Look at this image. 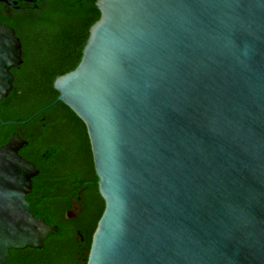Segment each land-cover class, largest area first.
I'll return each mask as SVG.
<instances>
[{"label":"water","instance_id":"95a60500","mask_svg":"<svg viewBox=\"0 0 264 264\" xmlns=\"http://www.w3.org/2000/svg\"><path fill=\"white\" fill-rule=\"evenodd\" d=\"M96 6L79 64L53 83L86 125L105 202L86 264H264V0ZM22 62L0 23V101ZM26 143L0 145V264L59 229L31 210Z\"/></svg>","mask_w":264,"mask_h":264},{"label":"trees","instance_id":"16d2710c","mask_svg":"<svg viewBox=\"0 0 264 264\" xmlns=\"http://www.w3.org/2000/svg\"><path fill=\"white\" fill-rule=\"evenodd\" d=\"M96 1L68 0L67 5L57 4L56 11L27 19L24 33L16 25L25 47L32 48L33 57L39 63L47 57L52 69L56 68L53 74L45 75L26 72L25 68L14 70V88L0 101V117L9 122L34 116L27 124L31 135L25 152L35 160L40 173L34 178V191L28 198L32 212L57 224L59 229L48 236L41 249L16 250L11 264L87 263L92 235L105 203L98 190L86 125L63 102H54L59 94L53 83L58 75L79 64L89 29L101 15ZM46 40L50 41L48 46L43 45ZM49 104L52 105L46 107ZM15 130L11 122H0V142ZM68 135L75 137L74 146L66 144ZM83 189L84 211L78 219L68 220L65 213L71 198ZM77 229L82 231L83 241L77 238Z\"/></svg>","mask_w":264,"mask_h":264},{"label":"flooded vegetation","instance_id":"af4514ba","mask_svg":"<svg viewBox=\"0 0 264 264\" xmlns=\"http://www.w3.org/2000/svg\"><path fill=\"white\" fill-rule=\"evenodd\" d=\"M57 4L67 5L68 0H0V23H3L9 27L14 28L16 30L17 36L20 38V40L22 42L23 62L21 64L20 68H13L12 69V72L14 74V81H15V71L14 70H23V68L26 69V72H30V73L38 72V73L44 74V75L45 74H53V70L56 67H54L52 69V66H50L47 57L44 58L43 63H39V60L37 58L33 57L34 52H33L32 48L30 46H27V48L25 47V43L22 39V35H20L18 33L16 25L20 26L21 30H23V33H24L25 30L27 29V19H30L31 17L48 15V14L52 13L53 11H56L55 7H57L56 6ZM49 44H50V41H48V40L44 41V43H43L44 46H48ZM56 65L58 67V64H56ZM37 68H39V70H37ZM13 88H14V82H13ZM29 118L23 119L21 121L14 120V121L7 122V121H3L0 117V122H3V123H10L11 122L12 125L16 126V130L13 131L12 133L18 132L20 137L27 141V143L20 149V153L25 158L35 162L34 159L27 157L26 152H25V150L28 148L29 143H30L28 137L31 135L30 134L31 131L28 129L27 124L32 121L34 116L30 120H29ZM25 120L27 122H24ZM11 135H10V137H11ZM10 137L5 141L0 142V145L7 143L9 141ZM66 144L68 145L67 142H66ZM33 191H34V186H33L32 192L30 194H32ZM84 191H85L84 189L79 190L78 195L73 196L71 198V205L66 210V213H65V217L68 220L78 219L79 216L84 211V206H83V204H84V200H83ZM29 201H30V203H32L30 199H29ZM68 212H71V215H72L71 217H67ZM77 238H79L81 241L84 240L83 233L80 229H77ZM45 244H46V242H45ZM25 249H20V250H25ZM15 251H16V249L10 250V256L4 264H11V262H13L12 260L14 259Z\"/></svg>","mask_w":264,"mask_h":264},{"label":"rangeland","instance_id":"374dc122","mask_svg":"<svg viewBox=\"0 0 264 264\" xmlns=\"http://www.w3.org/2000/svg\"><path fill=\"white\" fill-rule=\"evenodd\" d=\"M66 141H67L68 145H73V143H75V144L77 143V141H76L75 137H73V135H68L66 138Z\"/></svg>","mask_w":264,"mask_h":264}]
</instances>
